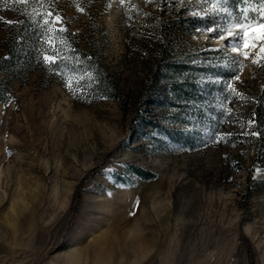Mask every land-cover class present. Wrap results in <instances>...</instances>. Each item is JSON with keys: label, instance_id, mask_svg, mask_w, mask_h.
Instances as JSON below:
<instances>
[{"label": "rangeland", "instance_id": "obj_1", "mask_svg": "<svg viewBox=\"0 0 264 264\" xmlns=\"http://www.w3.org/2000/svg\"><path fill=\"white\" fill-rule=\"evenodd\" d=\"M210 2L48 4L33 68L0 73V264H264V40L196 31L261 0ZM161 45L200 70L170 73Z\"/></svg>", "mask_w": 264, "mask_h": 264}, {"label": "trees", "instance_id": "obj_2", "mask_svg": "<svg viewBox=\"0 0 264 264\" xmlns=\"http://www.w3.org/2000/svg\"><path fill=\"white\" fill-rule=\"evenodd\" d=\"M52 0H0V25H3L8 33L4 42L5 52L0 55V73H15L18 69L27 73L30 71L38 57L41 55L42 42L40 39L41 25H49L51 17L47 18L48 24H43L42 19L48 9V4ZM42 5V6H41ZM8 10L16 17L8 22L3 19L1 13ZM29 39H32L33 45H27ZM23 46H22V45ZM161 66H165L170 73L182 71H197L199 67L190 65L186 60L178 59V56L172 52L166 45H161L159 49ZM20 62V63H19ZM160 66V67H161ZM1 82V78H0ZM174 90L178 91V83L174 85ZM7 88L0 85V101H7ZM255 113L257 116V126L262 122L264 116V103L256 101ZM258 151L261 154L264 151V140L259 139Z\"/></svg>", "mask_w": 264, "mask_h": 264}, {"label": "snow or ice", "instance_id": "obj_3", "mask_svg": "<svg viewBox=\"0 0 264 264\" xmlns=\"http://www.w3.org/2000/svg\"><path fill=\"white\" fill-rule=\"evenodd\" d=\"M21 2H27V0H21ZM124 0H121L123 3ZM208 2V0H205ZM225 0H211L210 2V13L215 14L217 12L222 14H228L229 10L224 6ZM42 6V5H41ZM79 11H83V8H79ZM241 13L239 20L236 19H228L227 15L225 17L224 26H220L216 24L215 21H212L210 26H206L204 29L197 28V32L206 31L211 33L212 35L209 38H218L219 40L225 41L228 47L232 49L233 52H239L241 48H248L251 45L252 48L256 47V40L261 39L264 40V0H261L260 8H249L242 7L239 10ZM252 13H258L259 21L252 19ZM200 16L201 19H204L205 16H201L199 12L195 13ZM51 17L54 23H61V17L59 13L53 15L52 11H47L42 19L43 24H48L49 21L47 18ZM56 34H60L66 29L61 26L59 28H54L52 30ZM47 40L49 46L52 47V50L55 52V36L49 35L47 37L41 36V39ZM261 53H264V47H261ZM244 57L249 56V51H243L240 53ZM259 55V53L255 54ZM61 57L59 55H49L45 53L43 55V60L46 64L54 65ZM254 62H256L254 58ZM233 79H239L238 75H234ZM72 82H68V86L71 87ZM229 88H232V84H228ZM235 91V89H233ZM255 135L256 133H252Z\"/></svg>", "mask_w": 264, "mask_h": 264}, {"label": "bare ground", "instance_id": "obj_4", "mask_svg": "<svg viewBox=\"0 0 264 264\" xmlns=\"http://www.w3.org/2000/svg\"><path fill=\"white\" fill-rule=\"evenodd\" d=\"M106 252H108V255H110V254H111V250H109V251H106ZM78 254H79V253H78ZM72 255H73V254H72ZM75 256H76V255H75ZM75 256H73V257H75ZM70 257H71V259H73V258H72V256H70ZM76 258H77V257H76ZM71 259H70V260H71ZM71 261H72V260H71ZM95 262H96V261H95Z\"/></svg>", "mask_w": 264, "mask_h": 264}, {"label": "crops", "instance_id": "obj_5", "mask_svg": "<svg viewBox=\"0 0 264 264\" xmlns=\"http://www.w3.org/2000/svg\"><path fill=\"white\" fill-rule=\"evenodd\" d=\"M51 264H59V263L54 262V263H51Z\"/></svg>", "mask_w": 264, "mask_h": 264}]
</instances>
